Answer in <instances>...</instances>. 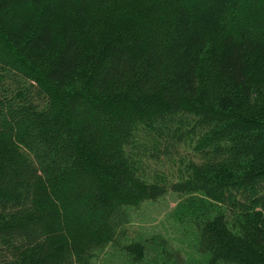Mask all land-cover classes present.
Instances as JSON below:
<instances>
[{"label":"trees","instance_id":"1","mask_svg":"<svg viewBox=\"0 0 264 264\" xmlns=\"http://www.w3.org/2000/svg\"><path fill=\"white\" fill-rule=\"evenodd\" d=\"M256 59L264 0H0V264H140L167 194L205 264H264Z\"/></svg>","mask_w":264,"mask_h":264},{"label":"rangeland","instance_id":"2","mask_svg":"<svg viewBox=\"0 0 264 264\" xmlns=\"http://www.w3.org/2000/svg\"><path fill=\"white\" fill-rule=\"evenodd\" d=\"M258 65L264 67V62L256 59L251 68L252 74L257 73ZM185 202L184 197L167 194L154 202L143 203L131 212L130 234H138V237L145 238L151 245L140 264H172L173 261L175 264H205V256L200 254L193 244V226L177 221L179 218L183 221L187 219ZM159 241L165 243L162 251L157 244ZM91 264L127 262L121 259L114 249L108 248L93 253Z\"/></svg>","mask_w":264,"mask_h":264}]
</instances>
